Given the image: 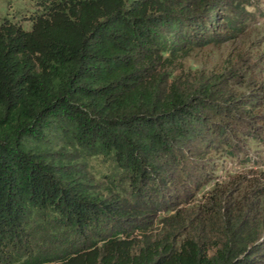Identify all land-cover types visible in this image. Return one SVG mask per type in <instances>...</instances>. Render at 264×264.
<instances>
[{"label": "trees", "instance_id": "trees-1", "mask_svg": "<svg viewBox=\"0 0 264 264\" xmlns=\"http://www.w3.org/2000/svg\"><path fill=\"white\" fill-rule=\"evenodd\" d=\"M33 1L29 27L0 21V264H264V225L228 214L211 245L191 235L176 244L119 234L152 210L174 209L196 174L216 165L190 146L226 136L206 111L233 117L241 107L219 102L211 84L168 83L163 69L178 52L239 31L241 2ZM222 4L231 14L218 22ZM93 161L106 165L107 186ZM114 179L128 189L115 190ZM176 217L163 222L173 228ZM37 218L71 231L79 245L28 250L14 262ZM107 226L116 230L106 234Z\"/></svg>", "mask_w": 264, "mask_h": 264}, {"label": "rangeland", "instance_id": "rangeland-1", "mask_svg": "<svg viewBox=\"0 0 264 264\" xmlns=\"http://www.w3.org/2000/svg\"><path fill=\"white\" fill-rule=\"evenodd\" d=\"M239 1L246 13L234 24H244L239 31L233 36L228 33L219 42L192 45L184 53L178 52L163 69L168 83L176 82L180 88L189 89L211 84L222 93L219 102H227L230 108L241 107L231 110L233 117L223 115L224 109L206 111L208 120L223 127L226 136L208 134L206 139L212 147L197 139L190 146L188 153H205L214 158L216 165L205 168L206 175L196 174L195 182L176 195L174 209L152 210V214L126 225L119 234L138 239L165 238L176 244L191 235L204 238L211 245L222 235L225 214L231 219L244 218L248 224L264 225V0ZM226 8L224 4L218 7V22L230 16ZM34 9L33 0H0V21L8 17L29 27L26 16ZM230 98L237 101L232 103ZM248 116H253L250 128L245 125ZM225 142L230 143L231 153L226 151ZM92 164L102 186H107L106 165L95 161ZM114 181L115 190L124 193L128 189L123 181ZM172 213H176L177 220L170 228L163 219ZM102 230L107 234L116 229L107 226ZM28 232L32 236L30 246L20 248L14 262L23 261L28 250L50 254L67 245L78 246L80 242L71 231L56 226L52 220L34 219ZM259 237L264 238L263 230L259 231Z\"/></svg>", "mask_w": 264, "mask_h": 264}]
</instances>
